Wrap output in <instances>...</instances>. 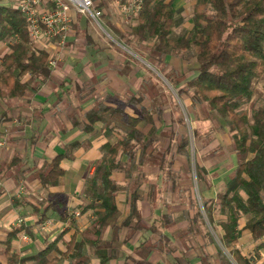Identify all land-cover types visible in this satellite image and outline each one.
<instances>
[{
  "label": "trees",
  "instance_id": "obj_1",
  "mask_svg": "<svg viewBox=\"0 0 264 264\" xmlns=\"http://www.w3.org/2000/svg\"><path fill=\"white\" fill-rule=\"evenodd\" d=\"M103 5L105 3L97 6ZM103 17L108 29L125 44L132 45L134 36L138 37L139 43L152 42L147 55L141 52L139 54L156 67H160V63L171 54L179 55L182 51L192 50L195 52L198 64L195 76L189 79L186 73L176 71L166 77L180 97L188 96L194 106L209 109L210 118H213V113H217L227 124L232 133L233 152L237 157V165L229 180L216 198L203 199V208L214 229L222 231L219 237L227 253L221 249L218 251L224 263L257 264L256 258L246 254L240 244L247 234L259 248L264 247V106L253 108L251 113L245 109L254 97L255 81L264 73V0H196L193 6V28L187 35L178 37L174 36L178 25L177 10L169 0H143L137 24L130 32H125L117 23ZM81 21L88 22V18L84 19L80 14L78 21L72 25L78 32L81 29L78 22ZM86 27L84 33L88 44H94ZM4 42L8 43L10 49L0 62L1 97L22 98L37 81L51 78L49 52L34 48L26 17L20 9L9 5L8 0H0V43ZM26 75L30 76L28 80H24ZM181 83H185V86H181ZM140 108L142 114L134 121L145 120L147 124L155 125L152 110L146 106ZM105 112L108 113L107 116L104 115ZM157 115L159 119L161 114ZM87 117L89 120L84 122L83 131L89 134L97 132L95 124L101 121L105 123L101 131L109 135L117 119L124 121L128 116L124 108L99 105L87 113ZM178 122L186 124L183 115L178 118ZM130 124L128 121L127 125ZM153 134L144 140L136 136L137 130L126 129L118 140L107 141L101 147L103 157L95 163L94 173L87 174L85 179L86 195L91 201L84 206L83 211L92 208L97 216L92 234L83 235L78 240V233H74L66 244V250L61 251L58 242L63 238L64 232L55 240L48 241L37 254L30 256L14 251L11 237L6 242L5 250L0 247V256H6V262L0 258V264H57L60 259L66 258H70L72 264L73 261L85 264L86 260L81 255L85 245L92 248L101 264H107L112 258L108 252L118 251L121 243L117 239L127 230L130 238H137L138 244L134 250L140 260H134L135 262L143 263L150 252L160 253L157 251L164 249L162 241L155 237L158 233L166 236L164 232L170 229L173 220L171 214H161V210L151 223L143 220L138 206L143 198L140 179H146L147 174L141 168L149 162L162 175L168 165V157L173 154V142L163 153L156 155L157 159L154 155L152 159L148 149L153 138H156L155 133ZM79 145V142L70 145L39 170L37 181L43 189L48 190L62 183L66 174L62 164L73 158ZM186 145L180 143L179 148L184 149ZM221 152V145H217L209 153ZM185 155L188 165L185 166L184 173L190 180L188 152ZM18 161L15 158L9 165L14 167L18 165ZM198 168V180L206 181L204 173L207 171L202 166ZM115 172L124 173L128 181L123 183L116 180ZM172 182L173 193H178L183 200L188 195L191 210L184 212L186 226H194L198 221L204 223L203 212L194 197L192 186L182 188L176 180ZM120 191H126L130 211L117 227L116 218L121 212L116 197ZM159 192V189L154 192L156 202L160 200ZM51 207L50 204L44 207L40 222L48 219ZM192 210L195 211L194 216L191 215ZM71 216L64 213L62 219L73 226ZM109 225L117 236L105 240L103 232ZM24 230L27 231V227L22 224L14 234ZM206 235L212 240L209 231ZM54 252L61 254L60 257L54 256ZM127 257L132 260L131 255ZM180 259L177 258L174 264H191L187 255Z\"/></svg>",
  "mask_w": 264,
  "mask_h": 264
},
{
  "label": "rangeland",
  "instance_id": "obj_2",
  "mask_svg": "<svg viewBox=\"0 0 264 264\" xmlns=\"http://www.w3.org/2000/svg\"><path fill=\"white\" fill-rule=\"evenodd\" d=\"M92 1L95 7L103 12L100 19L101 25L88 18V22H78L81 29L80 32L76 30L75 33L72 25L77 22V18L81 13L70 6L68 13L71 23L67 38L48 36L33 42L35 49H43L49 52V61L54 62L50 68L52 72L57 71L58 74L54 79L50 78L44 84L38 82L41 91L43 93L62 92L63 97L59 101L58 109L61 112L69 111L71 121H68L70 124L74 123L76 125L74 128L77 131L84 127L85 121L89 120L85 115L88 110H94L99 105H113L124 108L128 117L124 121L117 119L113 125L112 133L106 135L109 140L116 139L118 134L119 137H122L126 129L137 130L136 136H140L144 140L147 136L152 137V134L155 133L156 138H153V143L148 149L152 159L153 155L156 157L173 142L171 146L173 154L168 157L165 172L159 175L160 172L156 170L157 168L149 169L146 167L144 170L141 168L146 172L147 178L140 179V192L143 198L139 201L138 206L143 220L151 223L158 217L159 210H161V214H171L172 216L173 221L170 224V229L164 232L166 236L158 233L155 237L161 239L159 241H162L161 245L164 249L157 251L160 253L150 252L143 263L135 262L134 260H140L139 255L134 250L138 242H134V237L130 238V232L127 230L122 232L120 238L117 239L121 243L118 251L108 252L112 258L107 264H174L177 258L180 259L185 255L188 256L191 264H225L218 251L221 249L227 253L219 237L222 231L219 228L214 229L210 224L203 208V199L216 198L237 165V157L233 152L232 133L217 113H213V118H210L209 109L200 105L194 106L188 96L180 97L177 89L171 85L166 77V75L176 71L186 73L189 79L195 76L198 67L194 56L195 52L192 50L182 51L179 55L171 54L160 63V67H156L147 58L139 54L141 52L147 55L152 42L139 43L138 37L134 36L132 37V45H127L114 35L105 24L103 16L117 23L125 32L132 31V27L137 24L138 13L126 16L122 11L123 4L130 0ZM169 1H172L174 8L177 10L178 25L174 30V36L187 35L193 28V6L196 0ZM51 2V0H44L41 7L44 6L45 8H42V10L40 8V12L52 9L53 4ZM101 3H105V5L98 7L97 5ZM82 17L87 19L83 15ZM84 27L87 28V33L93 38L94 44H88ZM49 42L57 48L48 50L44 44ZM7 51L8 44L0 46V62ZM137 71L138 74H136ZM137 75H140L138 79ZM68 80H70V83ZM76 85H79L80 90ZM68 86L71 87L70 91L66 90ZM181 86H185V83H181ZM84 91L88 94L87 96L91 97L89 98L92 100L90 105H84V98L80 96L81 92L85 94ZM254 92L253 99L245 106V109L250 113L253 108L264 106V73L255 81ZM13 100H16V98L0 96V113L3 110H8L7 106L12 105ZM141 106H146L152 110L156 125L147 124L145 120L134 121L133 116L137 117L142 112ZM158 113L161 114L159 119ZM107 114V112L104 113L105 116ZM181 115L185 119V125L178 122ZM6 116V118L13 117L8 111ZM16 119L12 123L16 125L15 128L7 127L5 129L6 133L10 130L14 131L25 127L24 120ZM128 121L131 122L130 125H127ZM5 122H8V120ZM97 127L98 129L105 127V123H101ZM117 129H119V132ZM98 133L91 134V138ZM0 137L4 136L0 135ZM180 143L187 145L184 149H181L179 148ZM217 145H221L222 152L220 154L209 153ZM187 152L191 170L190 180L184 173V168L188 165L185 155ZM199 166L207 171V173H204L206 181L198 180ZM30 171L26 174H24V171L19 173L22 176L26 175V178H23L18 185L17 190L19 192L16 191V194L21 199L22 205H20L26 210L23 214L19 213L20 215L15 221L17 225L26 224L27 214L32 213L31 210L34 209L31 201L38 204L40 210L49 204L53 206L48 211V220L51 221V224L53 222V224L58 225L63 222L62 216L64 213L72 215L73 212H81L82 214V208L88 202L85 185L82 186V189L73 190L72 195L69 197L67 195L51 197L49 191L42 187L37 189L32 184L34 179H37L39 171ZM114 176L120 182L126 183L128 181L124 173L115 172ZM173 180H176L179 185L181 184L182 188L192 186L194 197L203 212L204 223L198 221L194 226H186L184 212L191 210L187 197L189 193L187 192L184 200L178 196V193H173ZM158 189L160 190V200L158 199L156 202L154 192ZM150 194L152 195L148 198ZM119 196L121 203H123L122 200L126 196V191H120ZM194 212L192 210V216H194ZM126 216L127 214L124 215L123 213L117 216V227L120 226ZM72 217L73 215L71 219ZM90 218L89 215L88 219ZM19 219L21 222H19ZM58 226L48 230H46L48 227L44 228L46 231H43L42 237H37L39 241L37 240L33 244L30 241L28 242L29 235L24 230L21 235L27 242L20 243L21 248H26L29 253L38 252L45 247L53 236H57L62 232L61 229L64 225L62 227ZM109 227L107 226L103 234L107 232L111 240L116 238L117 235L114 233L113 227L110 225ZM41 229L43 230V228ZM108 231L110 232L108 233ZM207 231L210 232L213 241L210 236L207 237ZM82 237L81 235L80 240ZM58 243H62V248L65 247V241L60 240ZM53 255L59 258L61 254L54 252ZM81 255L86 260L85 264H101L100 259L93 254L89 245L84 246ZM128 255L132 256V260L127 257ZM71 261L70 258L60 259L58 264H72ZM73 263L78 264L76 261H73ZM183 264L186 263L183 262Z\"/></svg>",
  "mask_w": 264,
  "mask_h": 264
},
{
  "label": "crops",
  "instance_id": "obj_3",
  "mask_svg": "<svg viewBox=\"0 0 264 264\" xmlns=\"http://www.w3.org/2000/svg\"><path fill=\"white\" fill-rule=\"evenodd\" d=\"M8 3L12 7L16 8V0H8ZM43 4H44V0L41 6ZM41 6H40L41 10L42 8L43 9L45 8L44 6L43 7ZM75 33H76V29H75ZM4 44H8V43L6 42L0 43V46ZM44 45L47 47L48 50L57 48V46H53V44L50 42ZM9 49L10 47L8 45V51ZM138 73L139 72L137 71L136 74ZM57 75H58L57 71L56 72L53 71L51 79H54ZM29 77H30L29 75H26L24 77V80H28ZM139 77L140 75H137V79ZM38 82L44 84V82L46 81H37V83H35L34 87L29 91V93L26 96L22 98H16V100H13L12 105L7 106L8 110L7 109L3 110L0 113V135L4 136V138L7 139V145L4 148L0 149V247L2 250H5L7 245L6 242L10 240V238L12 237L10 242L13 250L19 252L23 256H30L37 254L43 248L40 249L38 252L29 253V250L27 251L26 248L25 249L21 248L22 245L20 243H22L23 241L27 242L22 238L21 233L23 231L14 234L15 230L21 227V225H17L15 221L17 217L20 215L19 213L23 214L24 211L26 210L21 206L22 205V203L20 202L21 199H19L18 197L19 195L16 194V191L17 193L19 192V190H17L18 185L23 180V178H26V175L22 176L19 173H22L24 171V174H26L30 170L32 172L36 170L39 171L40 170L39 168L45 167L46 163L50 161L55 155L64 152L67 147H69L70 145L76 142H79L80 145L78 149L74 151L73 158L65 160L62 164L63 167L66 169V174L63 178L62 183L58 186L50 187L47 190L49 191L51 197H54L55 195H59V196L67 195L69 197L72 195L71 193L73 190L82 189V186L85 185L86 175L87 174L92 175L94 173L95 163L101 160L103 157V152L101 147L107 141H111L107 138L106 134H104V132L101 131L102 127L98 129L97 126L101 123L103 124V122L101 121L95 124L97 128V133L98 132L101 133L95 134L92 138H91V134L93 133L89 134L83 131L82 129L77 131L76 128H74V126L76 125L74 123L70 124V122L68 121L70 120L68 114L69 111L66 110V112L65 111L61 112L60 109H58V104H60L59 101L63 97L62 92L55 91V92L43 93V91H41L40 84ZM68 82L70 83V80H68ZM76 87L80 90L79 85H76ZM70 88L71 87L68 86L66 90H69ZM85 92L86 91H84V93ZM87 95L88 94L86 93L85 94H82V92L80 93V96L84 98V105L85 104L90 105L92 101L89 99L91 97ZM92 110L93 109H90L87 112L89 113ZM7 111L13 117L6 118ZM125 113L127 114L126 111ZM141 114L138 115L137 117L133 116V118L134 119L139 118ZM16 118H20L21 120H24L25 127H22L21 129H15L14 131L10 130L7 131L6 133L5 129L7 127L15 128L14 126L16 125L12 123H14L15 120H17ZM6 120H8V122H5ZM117 131L119 132V129H117ZM123 135L124 134H122V136ZM118 137L119 134L117 135V138L113 139L112 141L114 142L118 140ZM10 138L12 139L10 140ZM15 158H18L19 160L18 165L11 167L9 164ZM146 167L149 169L157 168L155 165H152L149 162L146 163V165L143 167V170ZM156 170H158V168ZM32 184L35 185L37 189H41L40 188L41 184L37 181V179H34ZM119 194L116 197L118 208L120 209L121 213L126 215L130 211L129 200L125 196V198L122 200L123 203H121ZM87 200L88 202L84 204L85 206L91 201L90 198L88 197ZM31 203L32 205H34V209L31 210L32 213L27 214V220L25 222L26 224H23L27 227V232L26 230L25 232L29 235L28 242L30 241V243L33 244V242H37L38 240L37 237L40 238L42 237L43 231H46L49 228L53 229L58 225H59L58 227H62V225H64L63 229H61L62 232L60 234L64 232L65 233L63 238L59 239V241L60 240L65 241L66 242L65 247L62 248V243L60 244L58 243V247L61 251H65L66 244L70 241L71 236L74 233L76 232L78 233V240H80L81 235L83 236L86 234L87 235L92 234L94 222L97 218V216L94 213V209L88 208L87 210L83 211L84 208L83 207L82 214L81 212H79L78 216L76 215L77 212H73L72 214L73 215L72 220H74L73 226L70 225L69 221L63 220V222H61L58 225L57 224L55 225L52 222V224L48 226L46 230L44 229L42 230L40 226L43 222L41 223L39 222L43 213V209L38 211L40 209V206L38 204H34L32 201ZM51 208H53V206ZM89 215L91 217L90 219H88ZM109 232L110 231H108V233ZM59 235L53 236L50 241L55 240ZM108 235L109 234H107V232L106 234L104 233L103 239L110 240ZM44 241L45 239L43 240V242ZM135 241L137 242V238H134V242ZM240 246L242 247V249L245 251L246 254L252 255L256 258L257 264H264V247L259 248L257 243L253 242V240L250 239V236L246 234L243 237ZM0 258L3 262H6L5 254H2Z\"/></svg>",
  "mask_w": 264,
  "mask_h": 264
},
{
  "label": "built area",
  "instance_id": "obj_4",
  "mask_svg": "<svg viewBox=\"0 0 264 264\" xmlns=\"http://www.w3.org/2000/svg\"><path fill=\"white\" fill-rule=\"evenodd\" d=\"M53 8L40 12L43 0H16V8L20 9L28 21L30 38L33 42L41 38L53 36L67 38L71 18L68 13L70 6L76 8L83 16L101 25L100 19L103 15L101 9L96 8L92 0H51ZM143 0H130L123 4L122 11L127 16L136 14L142 10ZM53 61H49V66H53ZM6 144V139L0 137V149ZM79 215V212L76 213ZM19 222L21 220L19 219ZM51 224L46 220L41 224V228H46ZM25 238L27 236H24Z\"/></svg>",
  "mask_w": 264,
  "mask_h": 264
}]
</instances>
